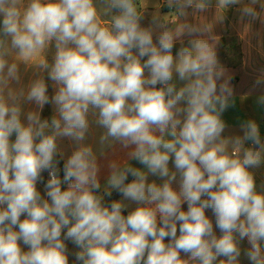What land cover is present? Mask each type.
Wrapping results in <instances>:
<instances>
[{
    "label": "clouds",
    "instance_id": "clouds-1",
    "mask_svg": "<svg viewBox=\"0 0 264 264\" xmlns=\"http://www.w3.org/2000/svg\"><path fill=\"white\" fill-rule=\"evenodd\" d=\"M212 5L144 24L145 0H0V264H264L261 126L228 131L213 26L189 19ZM215 5L264 24V0Z\"/></svg>",
    "mask_w": 264,
    "mask_h": 264
},
{
    "label": "crops",
    "instance_id": "crops-1",
    "mask_svg": "<svg viewBox=\"0 0 264 264\" xmlns=\"http://www.w3.org/2000/svg\"><path fill=\"white\" fill-rule=\"evenodd\" d=\"M147 1L146 9L162 11V15L168 12L167 8H162V0ZM244 2L247 3L248 0ZM238 7L221 10L216 7L215 0H213L212 7L206 12L190 15L189 19L194 22L203 21L213 26L212 34L215 37L218 58L225 69V78H230L235 91L236 105L224 114L225 120L230 125L228 131H238L239 121L253 118L260 124L262 136H264V106H258L256 103L257 97L264 92V84H255L256 79L264 73V24L259 20L251 21L246 17L242 19ZM169 23H172L171 18H169ZM233 37L240 40L241 59L236 52L223 50L224 47L218 42L220 39ZM224 46H228V43ZM44 115H50L48 107L45 108ZM63 143L67 144V141ZM262 172H264V166L256 170L258 185ZM134 206L131 205V207ZM208 214L211 216L210 211Z\"/></svg>",
    "mask_w": 264,
    "mask_h": 264
},
{
    "label": "trees",
    "instance_id": "trees-1",
    "mask_svg": "<svg viewBox=\"0 0 264 264\" xmlns=\"http://www.w3.org/2000/svg\"><path fill=\"white\" fill-rule=\"evenodd\" d=\"M157 12H159L162 15V11H158V10H155V9H152V8L147 9L145 20H144L143 23L147 24L149 22L151 16L153 14H156ZM218 42L221 43L222 47H224L223 50L229 51V52L233 51L234 53L236 52L238 57H239V59H241L240 40H239V38L233 37V38L220 39V40H218ZM226 43H228V46H224ZM177 47H179V45H177Z\"/></svg>",
    "mask_w": 264,
    "mask_h": 264
},
{
    "label": "rangeland",
    "instance_id": "rangeland-1",
    "mask_svg": "<svg viewBox=\"0 0 264 264\" xmlns=\"http://www.w3.org/2000/svg\"><path fill=\"white\" fill-rule=\"evenodd\" d=\"M148 4V1L147 0H145V6ZM49 58H51V57H49Z\"/></svg>",
    "mask_w": 264,
    "mask_h": 264
},
{
    "label": "built area",
    "instance_id": "built-area-1",
    "mask_svg": "<svg viewBox=\"0 0 264 264\" xmlns=\"http://www.w3.org/2000/svg\"><path fill=\"white\" fill-rule=\"evenodd\" d=\"M46 175V174H45Z\"/></svg>",
    "mask_w": 264,
    "mask_h": 264
}]
</instances>
